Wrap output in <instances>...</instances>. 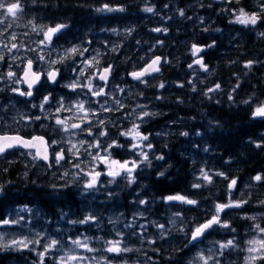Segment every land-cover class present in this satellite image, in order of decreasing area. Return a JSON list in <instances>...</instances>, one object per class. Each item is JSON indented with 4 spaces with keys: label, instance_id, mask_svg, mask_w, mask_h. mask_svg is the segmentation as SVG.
<instances>
[{
    "label": "trees",
    "instance_id": "trees-1",
    "mask_svg": "<svg viewBox=\"0 0 264 264\" xmlns=\"http://www.w3.org/2000/svg\"><path fill=\"white\" fill-rule=\"evenodd\" d=\"M22 2L24 9L20 18L6 20L5 25H3L6 27L7 24H12L9 31H17L18 37L22 39L27 37L22 35L23 32L32 34L30 27H26L28 20H33L36 24L44 26L67 23L69 28L55 43L71 45L72 43L85 42L83 45L88 48L97 47V44L92 41L95 38L92 39L91 37L97 36L102 26H105L106 29L115 28L117 32L123 28L134 29L130 36H126V34L113 36L118 38L120 46L119 51H117L119 61L117 70H139L146 60L156 53L162 54L170 61V63L162 65L159 76L148 80L149 86L137 85L136 99L140 96L138 95L139 92L143 93V96H147V94L154 92L155 85L163 81L169 83L173 78L177 79V72L190 70L187 65L191 56L192 43L206 45L215 41V46L207 49L204 55V61L213 63L212 71L206 77L196 80L194 83L196 90H192V85L189 82L185 83L183 88H175V85L167 86L165 99L156 102L165 107V119L184 120V128L189 131V135L185 137L178 133V135L170 136L167 139L164 150L165 160L157 161L152 157L151 167L145 165L140 168L141 179L138 181L140 187H137L136 183L132 188L133 190L119 186L114 189L115 194L112 192L114 195L111 199L108 198L107 190L103 193L100 191L92 192L87 201L90 203L96 201L95 205L90 204V206L98 212V215L101 214V210L109 208L112 203L117 207L125 205L128 197L133 194H135L134 201H136L134 205L138 204V199H147L148 203L143 208L147 213L152 214V206L157 200L167 195L180 193L199 201L198 206H183L184 226H188V224L194 226V222H202L206 216L210 215L216 202H227L228 190L225 185H227L228 180L213 175L214 182L211 185H206L200 189L191 187L193 183H202L197 179L201 169V161L208 160L206 154H203L201 159L198 155V149L195 148L194 143L200 142V138L206 146L210 144L214 147L211 158L215 157L214 163L216 165L221 163L219 170L225 172L228 179L236 177L241 180L246 176H255L257 173L264 174V147L258 149L254 143H249L250 139L258 141L264 134V121L251 117L254 104H242L241 101L245 100V97L240 94L241 89L244 88H247L246 91L248 92L254 90L262 92L264 90V84L259 83L258 78L253 79L255 81L248 84L243 79L246 71L252 74L257 67V64L254 63L251 69H247L243 66V62L245 64L249 60H258L264 56V36L258 35V33H264V20L260 21L258 26H252L248 38L242 39L240 34V37L237 38L223 35L222 30L226 27L229 28L230 32H234L235 29H243V27L232 24L223 11H217L211 5L212 0H203L204 4H197V0H37L35 4L31 0H22ZM103 4L123 7L125 11L106 12L99 16L95 9ZM165 5L168 7L166 8ZM230 5V7H238L239 5L245 7L247 3L245 0H231ZM146 6H154L155 11L153 13L144 12L142 9ZM179 9L184 10L185 15L183 17L180 16ZM206 15L213 17L214 21L204 23L198 20L199 17ZM163 16L167 17L164 18ZM157 27L167 28L168 31L166 33L152 31ZM205 29L209 30L205 31ZM89 40L92 41L91 44L86 43ZM137 41L140 43L138 44ZM157 41H162L161 47L152 50L148 57V53L144 50L150 43H157ZM141 57L144 59L141 60ZM128 60L131 62V68L127 66ZM178 79L185 81L188 78L181 75V78ZM242 80L241 89L233 94L235 101L233 104L228 100V94ZM217 83L221 84L222 91H217L215 98L209 100L208 97L204 96V93L209 87H214ZM3 96L4 94H0L1 98ZM153 124H157V121H151L150 127ZM144 127L147 128V126ZM198 131H200V135H196ZM225 161L228 162L225 163ZM65 165L67 163L63 167ZM40 166L44 167L42 164L29 162V173L25 177L23 173L26 169L20 168L18 155L0 157V185H3V190L0 191V218L8 210L29 204L38 207L52 219L61 218L62 212L67 213L66 216L71 215L74 220L82 219L80 208L84 195H81V188L73 185L53 193L51 185H60L65 182L59 179L63 172L55 170L56 176H53L41 169ZM52 167L57 168L54 164ZM204 168L207 170L208 167L204 166ZM165 169L167 171L164 176L157 175L158 172H163ZM81 181L80 185L82 184ZM252 182L254 186L256 184L257 191L256 187L253 186L242 187L238 180L237 188L244 190V192L242 195L232 196L233 199L249 200L243 210H240L241 212H249L253 209L264 210V206L258 203V201L264 200V182ZM117 183L125 184V180H117ZM222 217L224 218L225 214ZM230 223L236 229L235 233H231L230 230L218 229L209 234L210 237L222 239L232 238L234 235L239 241L237 235L240 233L242 221L238 218H231ZM71 226H73L69 229L71 235H80L87 231L89 233L87 236H98L96 235L98 232L93 226L78 223ZM102 233L103 231L99 236L106 240ZM113 234L115 235V233ZM172 235H174L172 239L170 237L163 239L160 248L157 241L155 245L150 246L147 242L142 243L138 237L132 236L131 233H125V245L138 248L140 251L122 254L121 257L114 260V264H122L124 259H127L128 264H139L148 255L146 254L148 252L157 264H176V261H179V264H185L194 252L192 249H183L186 238L179 241L175 234ZM114 238L112 237V239ZM181 243L182 246L179 247ZM91 245L102 248L103 242L92 240ZM153 247L160 248L161 252H154ZM176 248H181L182 251L174 253L173 250ZM23 254L26 255L27 259L36 260L30 251H23ZM87 255L93 254L87 253ZM98 255L111 256V254L103 252ZM20 256L22 255L19 252L0 251V264L19 261ZM169 256L173 257L172 261L168 260ZM49 261L54 264L52 259L49 258L47 262ZM233 261L236 264L241 262L232 253H225L223 264H230Z\"/></svg>",
    "mask_w": 264,
    "mask_h": 264
},
{
    "label": "snow or ice",
    "instance_id": "snow-or-ice-1",
    "mask_svg": "<svg viewBox=\"0 0 264 264\" xmlns=\"http://www.w3.org/2000/svg\"><path fill=\"white\" fill-rule=\"evenodd\" d=\"M33 4L37 3V0H31ZM259 12H247L244 8L238 10V14L235 16L234 23H239L241 25H252L255 26L258 22L264 20V0H258ZM167 8L168 5H165ZM24 3L22 0H0V26L5 25L8 17L19 19L23 13ZM144 12L153 13L155 11L154 6H146L142 9ZM96 12H123L125 9L123 7H112L109 4H103L101 7L95 9ZM180 16H184L185 12L183 9H179ZM190 19V18H189ZM203 17L200 20L203 21ZM12 24H7L6 27H2L0 30V62L6 61V54H13L14 50L19 51L20 49H25L28 52H34L36 55L34 57H23L22 59L15 54L12 55V61L15 63L17 59H21L23 64V74L17 78V73L14 71H7L6 73L0 74V79L4 76L14 84H26L27 89L22 90L20 87H11V92L21 96V97H34L35 92L42 87L45 82L50 84L59 83V78L62 76L61 68L55 67L58 64H64L65 61H71L73 64L77 63V58L83 57V60L79 61L80 67H73L72 72L76 73V76L71 80V82L62 85V87L67 88L71 94L77 97L83 95L84 99H77L75 102L66 104V98L61 97L57 101L58 106L55 108V112L49 114L46 109L50 106L53 99L52 93L44 95L40 103L32 104L33 108H39L40 112L43 113L48 119H54L55 126L52 127L53 133H63L68 137H77L78 133H86L91 139H77L75 142L71 138L65 140L62 135L60 139H52L51 137L46 138L44 135H32L30 138L21 135L19 130L14 134H9L8 132L0 133V157H3L10 150L14 149H24L25 152L22 155L30 156L32 162L43 161L48 168H52L53 164L55 166L63 167L65 163L70 165V169H66L60 176L59 179L65 181L63 184L51 185L52 192L57 193L62 188H68L76 185L81 188V195L91 194L94 191H99L102 187V177H107L108 184H114L117 182V178L125 179L127 186H132L137 182L138 170L143 166H152V160L150 159L149 152L144 151V148L153 149L154 145L150 142V134L142 132L141 124L144 123L143 118L153 117L159 115L156 112H150L144 110L147 106L143 104H137L131 112L124 111L123 119L129 120L131 122V127H125L118 131L117 138L111 139L108 142L110 132L108 130V125L112 127H117V123L114 121L99 118L100 113L109 112H120L126 108L125 104L122 103L121 99L116 97L113 92L108 91L110 84V78L114 72V65L108 64L107 66H101L100 60L97 59L101 55L99 50H96V55L92 56L90 59L85 55L90 51L88 47H84L85 42L80 44H72L70 47L64 48L62 54L59 55L58 59H48L43 53L44 49H49V56L51 55L52 46L55 41L61 38V35L66 29L69 28L67 23H57L54 26H44L38 25L33 20H28L26 27H30L32 33H38L42 35V39H39L35 43L36 48H29L23 42L19 41L17 33L10 32L9 29ZM209 29H205L208 31ZM114 34H118L115 28L110 29ZM134 29H126V36H130ZM154 32H167V28H154ZM219 31V29H217ZM7 34V35H6ZM24 36H28L29 33H23ZM260 36H264V33H258ZM91 44L92 41L86 42ZM139 44L140 42L137 41ZM157 43L162 44V41H157ZM107 44V42H105ZM215 46V41L212 43L201 45L198 43H192L190 52L191 56L194 58L192 63L188 64L189 69H193L194 65H197L200 70L209 72V66L204 62V57L201 53L205 49H211ZM119 45H112L110 47L111 52L119 51ZM152 47H155L153 45ZM144 57H141L143 60ZM39 63H46L49 65V70L37 71L36 66ZM170 61L167 58H162L160 56H155L149 63L145 65L142 69L134 70L127 73L134 81L144 84L146 87L149 86L145 77L153 76L155 73L161 71L163 64H168ZM256 61L249 60L245 62L244 67L251 69ZM19 67V65H17ZM12 68V64H9V69ZM95 69L91 71L89 70ZM154 78V76H153ZM189 83H192L189 81ZM159 88H164L165 83L161 82L158 85ZM177 87L183 88V83H178ZM240 87L237 83L229 92L228 100L235 103L233 94ZM116 90L123 93L124 88L115 86ZM192 90H196L195 84H192ZM222 91L221 84L217 83L214 87H209L204 93V96L211 99L210 94L213 92ZM138 95H143L139 93ZM99 98H103V101ZM155 99H163L162 96H156ZM111 100V103L109 101ZM256 100V93H252L247 99L241 101L244 105H253L251 110L252 118H259L264 121V101H259L254 103ZM182 103V101H180ZM219 103V101H217ZM98 105V107H96ZM137 109H139V115L134 116ZM74 110V111H73ZM69 112L73 113L72 117H62L60 113ZM96 118L95 121L93 118ZM40 115L36 116H21V120L25 121H40ZM75 119L78 122H70ZM140 120V123H136L135 120ZM28 125L25 124V127ZM219 126V125H217ZM41 127H46L41 124ZM95 129V130H94ZM157 135H161L157 133ZM180 135L188 136V132H181ZM196 135H200L199 132ZM126 138L125 142L128 145V152L136 154V159H117L114 155L115 150L123 149L124 144L120 143L119 138ZM103 138V139H101ZM249 143H254L256 148L264 147V134L258 141L249 140ZM166 147V145H165ZM203 151H210L209 147H204ZM154 159L157 161L165 160V156L155 155ZM231 159V158H229ZM228 161H225L227 163ZM12 163L11 161L9 162ZM103 169V170H101ZM75 170V171H72ZM7 171V169H4ZM165 171L158 172V176H164ZM27 177L28 172L23 173ZM215 176H219L225 180H228L227 190H228V200L227 202H216L210 215L206 216L203 222L195 223L194 226H182L175 228L177 220L179 219L183 224V217L180 212L173 214V218H170L169 223L173 226V231H178L183 233L186 238V243L183 245V249L191 250V248H196L198 243L202 241L207 235L212 232L223 229L230 230L231 233H235L236 229L232 227L230 221L222 218V214H227L226 210L230 209H240L249 203L247 199H233L232 195L234 190L238 186V178L233 177L230 180L223 171H216ZM53 176L56 173L53 172ZM71 177V179H68ZM198 180L202 183H193L191 185L194 189H200L206 185H211L213 180V174H210L205 168L199 170ZM255 182H264V174L257 173L251 178ZM83 180L82 186L80 181ZM33 183H35L33 181ZM249 187V185H245ZM3 190V185H0V191ZM108 198L113 197L112 192H108ZM165 202H179L181 205H192L198 206L199 201L196 199H191L186 195L176 193L173 195H167L161 198ZM148 203L147 199H139V205H146ZM261 206H264V200L258 201ZM31 211L30 209H25ZM67 213H61V219H63ZM122 215V214H121ZM135 215L143 216L144 212H138ZM242 219L253 221L252 230L256 235H252L245 243V247L241 248L236 237L233 235L231 239L226 241H215L213 242V247L207 249V251L199 250L195 252L185 264H223V258L225 257L226 251L228 252H238L244 253L243 264H264V226L261 223H255V221L264 220V213H258L256 215H244ZM24 218L18 216L16 219L3 218L0 219V225L9 226L20 224ZM118 219V218H117ZM69 223L89 225L95 224L97 228L100 227V220L96 214L89 213L85 215L82 219L72 220ZM109 223L115 226L116 220L109 218ZM152 226L157 230L158 235L154 238H148L146 236L147 229L145 225H140L141 231L133 229L132 224H126L125 227L132 229L131 235L138 237L142 243L147 242L148 245L153 246L157 239H165L171 233L165 230V224L152 221ZM114 239L105 240L101 236L90 237L85 234L79 236L69 237L68 241L65 242L63 238H56L47 235L44 232H39L35 234L34 239H29L27 237L19 239H11L5 242V234L0 232V251H6L13 249L16 251H21L23 249H30L36 253L37 260L33 261V264H47V260L50 258L53 260L54 264H114V260L122 256V254L138 252L140 249L133 248L125 245L124 237L125 233L122 231L115 230ZM59 231V230H58ZM102 241L103 247L97 248L91 245V241ZM34 245H39L41 250H37ZM82 250V251H78ZM153 251L160 253V248L153 247ZM181 248H176L173 250L174 253H180ZM107 253L109 255H98L99 253ZM54 253H60L59 255H54ZM85 253H90L93 255H86ZM173 257L169 256L168 260L172 261ZM147 260H152V257H148ZM147 260L145 264H147ZM122 264H128L127 259L122 261ZM179 264V261H176ZM230 264H236L235 261L230 262Z\"/></svg>",
    "mask_w": 264,
    "mask_h": 264
},
{
    "label": "rangeland",
    "instance_id": "rangeland-1",
    "mask_svg": "<svg viewBox=\"0 0 264 264\" xmlns=\"http://www.w3.org/2000/svg\"><path fill=\"white\" fill-rule=\"evenodd\" d=\"M230 1L231 0H212L211 5H213L217 11H223L224 14H226L229 17V21H234L235 20V16L238 14V10L240 8H244L249 13L259 12L260 11L259 5H258V0H245V2L247 3V6H245V7H243L241 5H239L238 7H230L231 6L230 5ZM196 3L197 4H204L203 0H197ZM104 13H106V12L97 13V14L99 16H101ZM163 17L166 18L167 16H163ZM202 17L204 18L203 21H202L204 23H211V22L214 21L213 17H210L209 15L202 16ZM10 19H11V17H8L7 21L10 20ZM198 20L201 21L200 17L198 18ZM231 23L234 24V25L237 24L238 26H242L243 29H239V30L235 29L234 32H230L229 28L226 27V28H224V30H222L223 31V35H228L229 37H233V38H237V37H240V36H241L242 39H247L248 38V34L252 31V25L245 26V25H241L239 23H234V22H231ZM258 25H259V22H258L257 26ZM2 27H5V26H0V30H2ZM126 29H128V28L120 29L117 32L118 34L116 35V34L112 33L109 28L106 29L105 26H102L100 28V31L98 32V35L95 36V37H91L92 39L95 38L92 41L94 42V44H97V47L96 46L94 48H93V46L91 47L93 49V52H94V54L92 56L96 55V50H99L101 55L98 56L97 59L100 60V64L103 63V61H104L105 63H112L117 68V66L119 64V61L115 57V54L110 51V47L112 45H119L118 40H117L118 38L117 37H113V36H115V35L116 36H119V35L124 36L126 34V32H125ZM15 33H17V31H15ZM23 33H25V32H23ZM23 33H22V35H23ZM239 34H240V36H239ZM23 39L24 40L27 39V40L24 41ZM23 39L19 38V41L23 42L29 48H36L37 44L35 42L38 41L39 39H42V35H40L38 33H32V34L29 33V35L27 37H23ZM105 42H107V44H105ZM153 45H155V47H152ZM67 47H70V46H63V45H60V44H54L52 46V51H51V55L50 56H49V49H44L43 53H41V54H44L48 59H58L59 55L62 54V50L64 48H67ZM160 47H161V45L159 43L154 42V43H150L148 45L147 49H145L144 51L148 53V57H149V55H150L152 50L159 49ZM91 48H89V49L91 50ZM5 54H6V60L8 62L6 63L5 66L3 65V63L1 64V62H0V74L6 73L9 70L13 71L14 67H16L18 70H20L21 67H23V64L21 63V59L23 57H26V56L27 57H34L36 55V53L28 52V51H26L23 48L20 49L19 51L14 50L13 54H15L16 56L20 57L21 59H17L15 61V63H13V61H12V55L13 54H7V53H5ZM201 55H202V53H201ZM91 57L88 56L89 59ZM164 58H166V57H164ZM83 59H84L83 57H79V58H77V63L76 64H73L71 61H65L64 64H62V65L58 64L55 67L61 68L62 75H66V74H68V71H72L71 69L73 67L79 68L80 67L79 61L83 60ZM193 59L194 58L192 56H190V58L188 60L189 64L192 63ZM254 61H257L256 70L253 71L252 74H250L249 71H246L243 79L248 84L251 81H255L253 79L258 78L259 79V83H261V84L263 83L264 84V56H261L258 60L256 59ZM128 62L131 63L130 60H128ZM204 62L209 66V68L211 67V64L209 62H207V61H204ZM9 64H12V68L11 69H9ZM17 65H19V67ZM243 66H244V62H243ZM37 70L38 71H41V70L47 71V70H49V65L46 64V63H39L37 65ZM94 70L95 69L89 70V73H86V75L90 74V72L94 71ZM131 71H134V70L131 69L129 72H131ZM211 71H212V69L210 68L209 72H205L203 70H200L197 65H194L193 69H190L189 74H186L185 76L189 77L191 75H194V76H199L200 78H204L209 73H211ZM74 74L76 76V73H74ZM75 76H73V77H75ZM71 79H73V78H71ZM117 79H121V77L117 76ZM177 80H178V78L177 79L176 78L172 79V81L175 84L177 83ZM242 82H243V80L238 82L240 84V87L237 90L241 89V83ZM66 83H68V82L66 81ZM66 83H63V81H61V82L55 84L56 87H57L56 89L58 90V91H55V92L54 91L52 92V91L46 89L45 90V93H46L45 95H47L49 93H52V96L54 98L65 97L66 98L65 102H66V104H69V105L71 103L75 102L77 99H84L85 98V97H83V95L77 97L76 95L71 94L70 91L67 88L62 87V85L66 84ZM120 85L121 84H118V86H120ZM171 85H172V83H165V87L162 88V89H165L167 86H171ZM14 86L15 87H20L22 90H25L22 84H19V85L12 84L8 80L6 75L4 76L3 79H0V90L8 91L9 93H11V87H14ZM133 88L134 89H127L126 87H124V89H125L124 92H126V90L128 91V93H125V95H128V94L131 95V93L135 94V91L137 89L135 83H134V87ZM246 90H247V88H244V89H241V91H240V94L243 95L245 97V99H247L252 93H256V100H255L254 103H258L259 101H264V90L262 92H259L258 90H254L253 92H248ZM108 91L113 92V94L116 97H117V95H119L118 98H121V99H122V97L125 98L124 97L125 95L122 96L121 92H119L117 90L108 89ZM17 96H19V95H17ZM156 96H162L163 99H165V94L164 95L155 94V96H152V97H149V98L144 96V98L149 99V101L151 103H153L151 98H153L154 101H156V102L160 101V100H163V99H160V100L155 99ZM141 98H143V97H141ZM99 99L101 100V102L103 101V98H99ZM30 100H31L30 98L27 99L26 102H24V104H23L24 107L29 106L30 110L25 108L20 113V117L21 116H25V115L26 116H36V115H40L41 116V114H43L40 111H39V113L32 111L35 108H33L31 105L32 104H36L38 101H30ZM40 101H41V99L39 100L37 105L40 103ZM9 104H11V101H9V103L2 104L1 100H0V125H1L0 127H4V128H10L11 127V128H14V127L18 126V122H16V115H15L17 110L16 111L12 110L11 114H9L7 111L3 112V110H6L7 108H13V107H8ZM137 104H143V105L147 106L148 101L146 99H143V100L139 101L138 103H135V104H133L131 106L130 105L128 106L127 104H125L126 108L124 109V111L131 112L133 110V108H135V106ZM14 106H15V104H14ZM57 106H58V104L56 105V107ZM56 107L53 108V113L55 112V108ZM96 107H98V105H96ZM144 110L150 111V112L160 113L159 110H156V109L154 110L152 107H150V108L146 107ZM28 111H31L32 114L29 115L27 113ZM46 111L49 114L51 113V109L50 110L46 109ZM60 115L62 117H71V116H73V113L62 112V113H60ZM138 115H139V109H137L136 113H134V116H138ZM110 116H112V112L100 113L99 114V118H102V119L106 118V117H110ZM156 116H158V115H156ZM147 118H149V117H147ZM121 119H122V121H120V122L122 124H125L127 127H131V122L129 120L123 119V116L121 117ZM143 119H145V118H143ZM151 119H152V117H150V120ZM24 122H27V121H24ZM48 122L49 123L50 122L54 123V119H51ZM135 122L136 123H140V120L137 119V120H135ZM33 124H34V121H28L29 127H32ZM40 124H43V123H40ZM179 124L181 125V127H177L176 129L173 128L174 125H172V123L164 124V126L160 127L159 130H160V134L163 137V139L160 141L158 148L156 147L155 143H152L154 145V148H153L154 149V156L155 155H161V154L165 155L164 154V150L166 148L165 145H167L166 144L167 143V139L170 136L178 135V133H181V132H189L187 129L184 128L185 127V123L183 121H181ZM43 125H45V124H43ZM45 126L46 127H43V129H45V130H49L50 129L47 125H45ZM53 126H55V124H53L51 126V130H52ZM108 128H109V126H108ZM176 130H177V133H176ZM162 133H164V135H162ZM78 135H79V133H78ZM77 137H78V139H81L79 136H77ZM185 137H187V136H185ZM69 138H71L73 140V142L76 141V139H74V137H68L67 135H64V139L65 140H67ZM194 145L198 149L199 157L202 159L203 154L205 153V151H203V149H204V147H206V144L203 141L201 142V138H200V142L194 143ZM153 159H154V157H153ZM28 162L29 161L26 160L24 163L27 164ZM238 180H239L240 184L243 181H246V180H240L239 178H238ZM102 185L105 186L106 184L102 183ZM104 186L100 187V189H99V191L102 192V193H103V191L107 190V189L104 188ZM254 187H256V184H255ZM225 188L227 189V185H225ZM241 191H242V193H241ZM256 191H257V187H256ZM243 192H244V190H239V188H236L234 190V192H233V195L234 196H238L239 194L242 195ZM226 199H228V197H226ZM25 209H30L31 211H27ZM231 210L234 211V209H231ZM233 211H232V213H234ZM137 213H138V211H135L133 213L132 218L136 219V217L139 216V215H135ZM241 213L242 214L238 213V216L240 217V219L244 223H242V226H241L240 231H239L240 233L238 235V238L240 240V242H239L240 247L243 248V247H245L246 241L248 239H250L252 237V235H256V233L252 230V224L254 222L250 221V220L242 219L241 217L244 216V215L251 216V215H256L258 213H264V210L263 209H253V210H251L249 212H241ZM18 216H22L24 218L21 221L20 224L9 225V226L0 225V232H3L5 234V237H6L5 242H7L8 240H11V239H19V238H23V237H27L29 239H34L35 238V234L39 233V232H44L47 235H50V236L56 237V238H61L62 237L65 242L68 241V238L70 236L73 237V238L75 237L74 235H71L69 233V229H70V226H71V223H69V221L74 220L73 217H71V216H65L61 220H59V219L55 220V219L49 218V216L47 214L42 213L38 208L31 207V206H18L16 208H14L13 210H10L9 213H7V215H5L4 217L5 218L16 219V218H18ZM149 221L151 222V220H149ZM255 223H261L262 226H264V220H259L258 219L257 221H255ZM57 230H59V231H57ZM153 235L157 236V234H153ZM153 235H152L151 238H154ZM76 236H78V235H76ZM215 241H224V240H220V239H214L213 240V239H208L207 238L204 241H201V242L198 243L197 247L194 248V252H197L199 250H204V249H205L204 251H207V249L213 247V242H215ZM31 247H35L37 250H41L39 245L30 246V248ZM9 251L19 252V254L22 255V256L19 257V259H18L19 261L11 262L10 264H13V263H15V264H33V261H36L38 259L37 256H36V253L31 251L30 249H23L21 251H16V250H13V249H9ZM23 251H30V253L33 255V257L36 258V260L27 259L26 255L23 254ZM78 251H80V250H78ZM231 253L235 257H238L240 259V261H241L240 264H243L244 253H238V252H235V251H232ZM54 254L59 255L60 253H54ZM226 256H228V255H226ZM47 263L48 264H52V261H49Z\"/></svg>",
    "mask_w": 264,
    "mask_h": 264
},
{
    "label": "flooded vegetation",
    "instance_id": "flooded-vegetation-1",
    "mask_svg": "<svg viewBox=\"0 0 264 264\" xmlns=\"http://www.w3.org/2000/svg\"><path fill=\"white\" fill-rule=\"evenodd\" d=\"M36 70H37V68H35ZM38 71V70H37ZM127 73H129V72H126V73H124V72H121V73H118L117 71H115L114 70V72H113V75H112V77L110 78V84H109V87H108V89H110V90H112V89H114V90H116V88H115V86H117V80H116V78H117V76L118 75H121L122 77H124L125 76V78H126V84H127V87H130L132 84H133V79L131 78V77H129L128 75H127ZM65 79L68 83L72 80L71 78H74L73 76H72V74H71V72L69 73V74H67V75H64V76H61L60 78H59V82H61V81H63L62 79ZM66 81H63V83H66ZM125 81V79H122V81L121 82H124ZM45 84V83H44ZM43 84V85H44ZM43 87V86H42ZM50 87V89H53L54 87L55 88H57L56 87V85L55 84H53L52 86H49ZM112 88V89H111ZM39 91V90H38ZM42 91H43V88H42ZM122 96H124L125 94L124 93H122L121 94ZM42 96V98H43V96L44 95H41ZM36 99L38 98V99H40L39 98V96H34ZM117 97H119V95H117ZM125 98H123L122 97V99H121V101H122V103H124V104H127L128 106L129 105H132V96L131 95H125L124 96ZM59 99L60 98H55V99H53L52 101H51V103H50V106H48L47 107V110H50L51 109V113L50 114H52L53 113V108L54 107H56V103H57V101H59ZM109 103H110V101H109ZM123 113H124V110H121L120 112H112V116H110V117H106V118H103V119H106V120H110V121H114V122H116L117 123V127H112L111 125H108L109 126V131L112 133L111 134V138L112 139H116L117 138V133H118V131L119 130H121L122 128H125V127H127L125 124H122L120 121H122V119H121V117L123 116ZM94 121H95V119H94ZM95 130V129H94ZM85 133H83V135H84ZM110 137V136H109ZM81 139H91L90 137H88L87 135H85L83 138H81ZM101 139H103V138H101ZM125 140H126V138H123V137H120L119 138V141L120 142H125ZM108 142H111V140H109V138H108ZM128 147H124L123 149H117V150H115V152H114V155H116V157H119V156H124V150H126ZM134 185L135 184H133L132 186H130L131 188H133L134 187ZM137 186H139V183L138 184H136ZM102 186H104V185H102ZM171 211V210H170ZM163 217L165 216V214H166V212H167V208H166V206H165V203L161 206V208L159 209V211H158Z\"/></svg>",
    "mask_w": 264,
    "mask_h": 264
},
{
    "label": "bare ground",
    "instance_id": "bare-ground-1",
    "mask_svg": "<svg viewBox=\"0 0 264 264\" xmlns=\"http://www.w3.org/2000/svg\"><path fill=\"white\" fill-rule=\"evenodd\" d=\"M213 60V59H212ZM228 73V72H227ZM231 74V72H230ZM233 75V74H232ZM223 76V75H222ZM228 76V75H227ZM232 77V76H231ZM224 78V77H223ZM228 78V77H227ZM233 79V78H232ZM225 80V79H224ZM223 81V80H222ZM229 81V80H228ZM229 84V83H228ZM155 160V159H154ZM156 162V161H155ZM228 170V169H227ZM230 173V172H229ZM233 175V174H232ZM234 176V175H233ZM230 180V179H229ZM227 182V181H226ZM5 218V217H4ZM205 250V249H204ZM136 261V260H135ZM53 264V263H52Z\"/></svg>",
    "mask_w": 264,
    "mask_h": 264
}]
</instances>
